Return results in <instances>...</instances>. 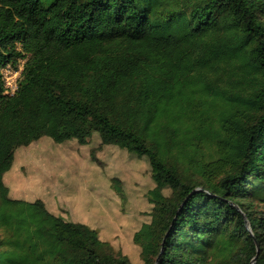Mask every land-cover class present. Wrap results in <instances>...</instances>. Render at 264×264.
<instances>
[{
  "label": "trees",
  "instance_id": "trees-1",
  "mask_svg": "<svg viewBox=\"0 0 264 264\" xmlns=\"http://www.w3.org/2000/svg\"><path fill=\"white\" fill-rule=\"evenodd\" d=\"M0 264H131L12 199L15 152L93 132L147 161L142 264H264V0H0Z\"/></svg>",
  "mask_w": 264,
  "mask_h": 264
},
{
  "label": "rangeland",
  "instance_id": "rangeland-1",
  "mask_svg": "<svg viewBox=\"0 0 264 264\" xmlns=\"http://www.w3.org/2000/svg\"><path fill=\"white\" fill-rule=\"evenodd\" d=\"M12 199L41 200L53 214L97 231L131 264H142L133 233L149 220L145 194L153 187L147 161L93 132L85 143L43 137L15 152L4 176Z\"/></svg>",
  "mask_w": 264,
  "mask_h": 264
},
{
  "label": "built area",
  "instance_id": "built-area-1",
  "mask_svg": "<svg viewBox=\"0 0 264 264\" xmlns=\"http://www.w3.org/2000/svg\"><path fill=\"white\" fill-rule=\"evenodd\" d=\"M25 60H19L17 66L10 64L1 68V76L4 83L5 93L12 95L18 87V80Z\"/></svg>",
  "mask_w": 264,
  "mask_h": 264
}]
</instances>
